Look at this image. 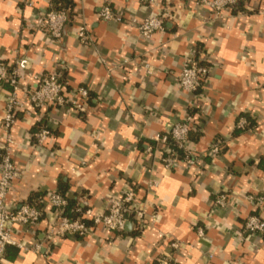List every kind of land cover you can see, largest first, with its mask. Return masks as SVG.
Returning a JSON list of instances; mask_svg holds the SVG:
<instances>
[{
	"label": "crops",
	"instance_id": "crops-1",
	"mask_svg": "<svg viewBox=\"0 0 264 264\" xmlns=\"http://www.w3.org/2000/svg\"><path fill=\"white\" fill-rule=\"evenodd\" d=\"M51 1L0 0V63L10 67L25 56L29 73L58 71L67 91L85 86L89 96L83 110L27 105L17 114L10 135L20 176L8 203L64 189L68 199L98 212L110 195L133 188L147 215L141 230L129 223L120 235L95 227L85 237L48 239L56 215L46 207L35 226H14L12 237L28 249L9 245L3 264H154L171 251V241L181 243L171 251L176 264H264V233L243 230L247 216L264 219V202L246 199L264 191L258 166L264 155V0H245L216 20L207 0H73L63 37L52 42L33 28ZM105 3L138 20L163 14L166 27L142 39L134 25L99 19ZM81 24L93 38L89 44L76 36ZM194 47L209 73L191 94L179 87L178 75ZM23 83L34 84L28 75ZM8 90L0 83V150ZM19 97L26 101L24 91ZM187 113L195 117L190 140L201 160L166 169L160 153L148 150L150 138ZM240 119L246 120L242 131ZM43 125L52 140L35 146L31 135ZM215 140L220 152L209 156ZM218 193L226 194L223 206H214Z\"/></svg>",
	"mask_w": 264,
	"mask_h": 264
},
{
	"label": "built area",
	"instance_id": "built-area-1",
	"mask_svg": "<svg viewBox=\"0 0 264 264\" xmlns=\"http://www.w3.org/2000/svg\"><path fill=\"white\" fill-rule=\"evenodd\" d=\"M243 1L245 0H207L206 3L210 7L212 19L216 20L223 17L226 9L237 8L238 3ZM98 18L109 23L127 22L137 27L142 39H149L154 32L164 29L163 18L165 17L163 14L150 15L141 20L136 17H123L109 3H105L98 11ZM69 19L70 15L65 10H48L38 15L33 23V28L43 33L52 42L63 37ZM76 36L82 44H89L93 40L85 24L78 26ZM202 56L201 49L194 47L184 57L178 75V85L183 91L191 94L196 92L206 79L209 67L201 60ZM127 63L128 59H123L122 64ZM145 66L146 73H151L149 66ZM28 68L29 60L25 56L16 58L10 67L0 63V83L6 82L9 85L4 115L1 119L5 141L0 150V264H3L6 248L9 245H15L22 250L28 249L27 246L12 237L14 226L16 224H23L27 227L35 226L40 221L43 209L46 207L52 208L56 215L55 221L47 229L48 239L67 235L85 237L95 227H101L107 232L120 235L126 230L128 223L135 225V229L141 230L147 215L145 206L137 198L133 188H126L110 195L98 212L89 208L76 207L74 211L81 215L76 218H70L65 213L68 197L59 191L39 195L32 201L33 203L23 202L18 205L8 203L7 197L11 185L20 176L11 155L14 141L10 135L17 114L23 111L27 105L69 107L83 110L89 96V91L85 86L67 91V84L58 71L29 73ZM27 75L32 80V84L34 83L33 85L23 83V78ZM21 91L26 93V101L20 99ZM245 124L246 120L240 119L237 126L243 129ZM194 128L195 117L193 114L187 113L184 117L173 120L164 132L153 135L150 138L153 146H149L148 150L155 149L160 153L161 163L166 169H173L180 163L189 168L196 166L201 157L190 140V133ZM31 136L35 146H44L52 140L51 129L45 125L33 132ZM219 152L220 143L215 140L210 144L208 155L215 156ZM151 184L156 185V182H151ZM246 199L252 204H261L264 202V191L260 195H247ZM226 200L225 193H218L214 199V206H223ZM243 230L250 235L263 234L264 219L259 214L247 216ZM197 233L202 235L203 229L197 227ZM180 245L179 241H171L169 248L171 251L176 250ZM34 248L38 250L39 245H35ZM171 251L158 257L154 264H176Z\"/></svg>",
	"mask_w": 264,
	"mask_h": 264
},
{
	"label": "trees",
	"instance_id": "trees-1",
	"mask_svg": "<svg viewBox=\"0 0 264 264\" xmlns=\"http://www.w3.org/2000/svg\"><path fill=\"white\" fill-rule=\"evenodd\" d=\"M241 4H242V2L238 3L237 8L240 7ZM72 6H73V0H52L50 10H65L69 15H71L70 13H71ZM166 21L167 20L165 18H163L164 28L166 27ZM39 128L40 127L35 128V130L33 132L37 131ZM238 130L242 131V129H238ZM258 166L261 170L264 171V155L260 159ZM59 192L61 194L65 195L64 189L59 191ZM31 203H33V202L31 201ZM76 207H81V206H79L74 200L68 199V204L65 207L64 211L70 218L81 217L80 213L74 211ZM81 208H83V207H81ZM83 219H85V218H83ZM86 221L88 222V220H86ZM134 233H135V231H134Z\"/></svg>",
	"mask_w": 264,
	"mask_h": 264
},
{
	"label": "water",
	"instance_id": "water-1",
	"mask_svg": "<svg viewBox=\"0 0 264 264\" xmlns=\"http://www.w3.org/2000/svg\"><path fill=\"white\" fill-rule=\"evenodd\" d=\"M128 225H129V223H128Z\"/></svg>",
	"mask_w": 264,
	"mask_h": 264
}]
</instances>
